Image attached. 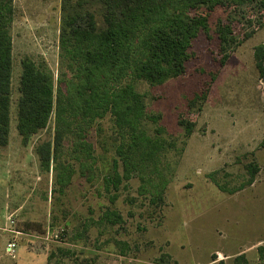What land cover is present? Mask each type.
<instances>
[{"label": "rangeland", "instance_id": "rangeland-1", "mask_svg": "<svg viewBox=\"0 0 264 264\" xmlns=\"http://www.w3.org/2000/svg\"><path fill=\"white\" fill-rule=\"evenodd\" d=\"M13 5L10 131L0 146V264H264L258 251L264 245V74L255 60L256 47L264 45V8L202 5L194 13L207 15L209 30L193 41L181 75L156 85L134 75L124 80L143 97L139 129L148 139L127 179L117 149L130 142L129 133L110 111L72 119L70 126L53 112L36 134L23 137L18 130L23 60L45 64L55 89L64 90L74 79L69 24L99 32L107 3ZM228 21L240 43L220 64L218 24ZM48 145L46 166L40 151ZM250 164L258 166L256 179L243 186Z\"/></svg>", "mask_w": 264, "mask_h": 264}, {"label": "trees", "instance_id": "trees-1", "mask_svg": "<svg viewBox=\"0 0 264 264\" xmlns=\"http://www.w3.org/2000/svg\"><path fill=\"white\" fill-rule=\"evenodd\" d=\"M107 11L104 25L95 32L85 23L69 24L66 49L73 64V80L66 88L55 89L49 68L33 59H24L18 100V130L29 137L47 127L53 112L57 122L70 126L72 119L93 120L110 111L120 129L129 133L130 142L117 153L122 159L125 178L133 171V158L148 139L140 131L145 114L143 97L130 85H123L130 75L151 84H162L185 70L192 56L193 41L201 32L208 33L207 15L194 13L202 5L214 6L230 2L236 6L264 0H105ZM14 18L13 0H0V146H4L10 131L12 85V37L10 25ZM68 26V27H69ZM169 34V39L167 35ZM219 52L224 64L229 52L240 41L234 36L232 23L218 24ZM256 66L264 74V45L255 49ZM204 100V99H202ZM194 102V100H193ZM70 120V121H67ZM66 120V121H65ZM188 130V134L192 130ZM157 150L164 149L155 141ZM42 162L49 166L51 145L41 149ZM162 154V153H161ZM161 156V155H160ZM251 176L245 185L256 179L258 166L250 164ZM219 187H221L219 185ZM222 188V187H221ZM264 256V245L258 248Z\"/></svg>", "mask_w": 264, "mask_h": 264}, {"label": "built area", "instance_id": "built-area-1", "mask_svg": "<svg viewBox=\"0 0 264 264\" xmlns=\"http://www.w3.org/2000/svg\"><path fill=\"white\" fill-rule=\"evenodd\" d=\"M14 248H15V243H10V244L8 245V249H9V251H10L11 253H14Z\"/></svg>", "mask_w": 264, "mask_h": 264}, {"label": "crops", "instance_id": "crops-1", "mask_svg": "<svg viewBox=\"0 0 264 264\" xmlns=\"http://www.w3.org/2000/svg\"><path fill=\"white\" fill-rule=\"evenodd\" d=\"M264 257V256H263Z\"/></svg>", "mask_w": 264, "mask_h": 264}]
</instances>
